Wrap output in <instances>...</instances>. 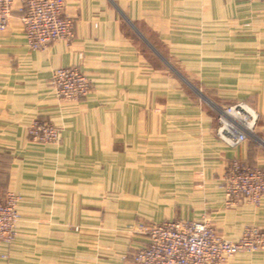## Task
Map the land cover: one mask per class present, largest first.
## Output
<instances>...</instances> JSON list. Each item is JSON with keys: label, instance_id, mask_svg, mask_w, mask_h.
I'll return each mask as SVG.
<instances>
[{"label": "crops", "instance_id": "crops-1", "mask_svg": "<svg viewBox=\"0 0 264 264\" xmlns=\"http://www.w3.org/2000/svg\"><path fill=\"white\" fill-rule=\"evenodd\" d=\"M20 1L0 31V189L23 194L53 228L99 229L106 264H131L144 242L127 233L137 221L205 217L228 239L264 228V195L229 202L223 181L234 159L264 171V1L65 0L73 37L38 50L18 19ZM68 65L91 79L76 101L55 98L49 83ZM194 89L212 104L252 107L254 135L226 144ZM37 117L61 127L60 144L29 138ZM228 264H264V249Z\"/></svg>", "mask_w": 264, "mask_h": 264}, {"label": "built area", "instance_id": "built-area-1", "mask_svg": "<svg viewBox=\"0 0 264 264\" xmlns=\"http://www.w3.org/2000/svg\"><path fill=\"white\" fill-rule=\"evenodd\" d=\"M15 3L16 0H0V31L8 27ZM18 10L28 46L33 50L45 49L54 41L74 35L75 22L66 13L65 0H21ZM81 70L76 65L54 69L51 83L57 94L67 100L85 97L91 79ZM215 107L219 114L217 133L226 144L235 147L254 135L259 114L248 104L239 101ZM40 131L42 126L38 125L31 134ZM52 134L58 137L56 131ZM223 181L229 202L259 204L264 195V171L238 159L232 160ZM1 200L0 197V211H5ZM2 216L0 226L5 223ZM130 227L134 236L144 239L132 253L134 264H228L242 251L264 249V228L254 225L245 227L238 239L224 237L205 217L138 221Z\"/></svg>", "mask_w": 264, "mask_h": 264}, {"label": "rangeland", "instance_id": "rangeland-1", "mask_svg": "<svg viewBox=\"0 0 264 264\" xmlns=\"http://www.w3.org/2000/svg\"><path fill=\"white\" fill-rule=\"evenodd\" d=\"M76 66L79 67V65ZM169 66L183 78L182 80L187 87L192 88L187 72L184 75L182 70L180 72L176 68L177 65ZM49 83L54 88L51 83V76ZM54 91L56 94L55 98L60 101L67 100L64 96L57 94L55 88ZM197 93L202 102L213 108L216 119L218 120L219 114L215 107L217 104H212L210 101L207 102L204 90H198ZM38 125L42 126V131L39 134H31V130L35 129ZM52 131H56L59 138H55ZM27 132L29 138L37 143H61V127L40 117L32 120L27 128ZM0 190L1 201L5 209V211H0V216L2 214L5 216V223L0 226V264H106L100 262V259L103 257L101 250L106 249L108 251V248L102 247L100 241L94 238L100 234L99 229L93 230L87 233L86 236H83V234L74 235L70 234L67 230L53 228V226L57 227V225H52L46 212L42 211V209L29 206L25 202L23 194L12 188H3ZM101 195L103 200L108 197L107 193H101ZM110 195L113 197L109 199L115 197V194L112 192ZM117 195L121 197L125 196L124 194ZM99 209L101 210V208ZM135 223L127 225L126 229L127 233L132 237H134V233L131 231L130 226ZM75 229L77 232L81 231L80 227H75ZM81 243L87 244L85 251H83V244ZM130 263L134 264L132 260Z\"/></svg>", "mask_w": 264, "mask_h": 264}]
</instances>
